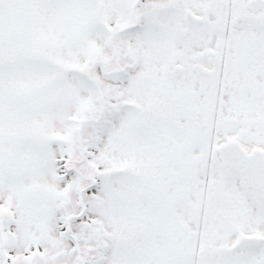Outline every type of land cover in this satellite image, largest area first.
Segmentation results:
<instances>
[{
  "label": "snow or ice",
  "instance_id": "obj_1",
  "mask_svg": "<svg viewBox=\"0 0 264 264\" xmlns=\"http://www.w3.org/2000/svg\"><path fill=\"white\" fill-rule=\"evenodd\" d=\"M0 264H264V0H0Z\"/></svg>",
  "mask_w": 264,
  "mask_h": 264
}]
</instances>
